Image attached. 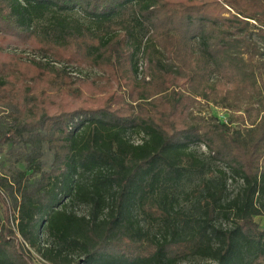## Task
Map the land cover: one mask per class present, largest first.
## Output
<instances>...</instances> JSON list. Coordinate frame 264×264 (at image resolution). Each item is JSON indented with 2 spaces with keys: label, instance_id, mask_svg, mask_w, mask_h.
I'll return each instance as SVG.
<instances>
[{
  "label": "trees",
  "instance_id": "1",
  "mask_svg": "<svg viewBox=\"0 0 264 264\" xmlns=\"http://www.w3.org/2000/svg\"><path fill=\"white\" fill-rule=\"evenodd\" d=\"M75 9L88 26L60 14ZM26 52L40 59L23 60ZM197 98L262 115L245 132L230 130L197 120ZM4 101L8 142L28 153L25 171L0 179V264H34L32 253L47 264H264L254 220L264 215L260 0H0ZM197 145L226 171L202 189L188 228L158 193L204 169ZM228 180L242 187L225 201ZM217 216L228 226L217 228ZM142 220L159 223L158 233Z\"/></svg>",
  "mask_w": 264,
  "mask_h": 264
},
{
  "label": "rangeland",
  "instance_id": "2",
  "mask_svg": "<svg viewBox=\"0 0 264 264\" xmlns=\"http://www.w3.org/2000/svg\"><path fill=\"white\" fill-rule=\"evenodd\" d=\"M258 1V0H257ZM264 3V0H260ZM61 16H65L69 19L77 20L84 26L89 25V21L87 17L79 10L75 9L69 12L60 13ZM129 19L128 23L135 24L136 22L133 19V16L128 14ZM51 15H48L47 18L43 21H40L36 24V27L39 31H46L49 26L48 18ZM125 18V17H124ZM117 19H115L116 21ZM131 25V24H130ZM136 30H138L136 28ZM141 35V34H140ZM140 41V39H139ZM144 38L142 43H144ZM19 53V52H14ZM35 58L34 55H31L29 52L23 53L22 58L25 61H29V58ZM246 56H244V60H246ZM42 62H47V60H42ZM135 61L137 66L139 67V71L141 72L143 69V60L142 53L138 52L135 57ZM56 67L60 68V65L55 64ZM72 75L83 76V74H77L76 72L70 71ZM141 78V75H140ZM148 79H146L147 81ZM198 102L194 105L192 109V115L197 118V120H205L209 121L211 118H214L216 121L220 123H224L228 125L230 130H240L241 132H245L247 129L251 127L252 124L258 122L261 117V113H259V118L256 117V113L259 112V108L257 106H253V110H247L244 102H240L241 104L235 106L232 101L225 103L218 100L217 103L211 101H204L197 98ZM12 107L10 104L4 102H0V179L9 178L16 171H25L24 158L28 153L26 148L19 142L12 143L8 142L9 139V131L13 124L12 120ZM132 141L135 143H139V138L131 137ZM192 150L196 152V154L204 161L205 167L200 171H189L186 173L184 179L173 186H167L161 189L158 193L159 198L165 197V204L167 206H172L175 210L180 211L187 217L188 228L194 225L199 218L201 213V207L203 201L201 199L202 189L209 183L219 184L220 177L218 175L219 170H225V168L212 161L210 156L208 155L206 149L202 145L193 146ZM52 155L45 150L42 158V168L43 170H48L51 163ZM28 177V181L30 183H34L35 180L38 179V175H30V172H26ZM242 184L241 182H232L230 180L226 183V192L224 195V200H230L235 198L240 190ZM1 207V205H0ZM74 210L78 214L86 213L87 209L84 206H75ZM264 211V210H263ZM0 218L2 219V212L0 208ZM142 219V218H141ZM255 222L258 223L260 229H264V215L255 217ZM143 221V220H142ZM149 221V222H148ZM143 221L144 228L149 230L150 234H156L159 230V223L152 222L150 220ZM227 223L220 216L216 217L215 226L225 227ZM19 244L21 242L19 241ZM32 259L34 264H47L42 261L37 255L32 253ZM199 259H189L188 262H198ZM186 264V262L180 263Z\"/></svg>",
  "mask_w": 264,
  "mask_h": 264
}]
</instances>
